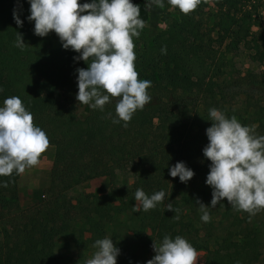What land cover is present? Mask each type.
I'll list each match as a JSON object with an SVG mask.
<instances>
[{
  "label": "trees",
  "instance_id": "obj_1",
  "mask_svg": "<svg viewBox=\"0 0 264 264\" xmlns=\"http://www.w3.org/2000/svg\"><path fill=\"white\" fill-rule=\"evenodd\" d=\"M23 1V0H21ZM217 35L203 22L204 0L191 13L178 9L166 19V29L149 39H134L135 68L139 79L152 82L151 103L138 110L127 127L113 123L116 98L103 111L80 105L77 69L88 64L76 60L79 53L65 50L55 32L47 37L34 34L27 0L17 8L23 27L13 18V9H0V105L18 96L44 130L54 147L52 196L31 209L19 205V178L0 177V264H82L96 239L105 236L121 250L117 264H146L142 254L155 255L154 240L164 235L186 238L198 251L208 254L205 264H262L264 258V210L249 219V213L231 208L226 198L209 207L210 221L201 220L197 200L210 206L212 188L206 184L211 161L203 155L209 143V109L217 108L243 125H257L264 135V107L239 103L235 86L239 73L233 52L235 36L245 26L239 17L242 0H215ZM81 3L91 0H80ZM141 8L146 23L150 9L146 0H132ZM18 32L27 46H15ZM166 47V54L161 49ZM62 93L54 103L47 101ZM111 114V115H109ZM184 162L195 175L187 183L169 174L171 166ZM169 166V167H168ZM108 176L112 204L98 195H71L80 184ZM124 179H132L123 184ZM142 188L149 196L164 190V202L148 212H135L134 193ZM179 209V219H172ZM128 215L124 231L110 226ZM152 235L148 236L147 230ZM63 237L75 251L61 261L49 237ZM69 238V239H68Z\"/></svg>",
  "mask_w": 264,
  "mask_h": 264
},
{
  "label": "clouds",
  "instance_id": "obj_2",
  "mask_svg": "<svg viewBox=\"0 0 264 264\" xmlns=\"http://www.w3.org/2000/svg\"><path fill=\"white\" fill-rule=\"evenodd\" d=\"M29 22H34V34L47 37L55 32L65 50L79 55L76 60L88 64L77 69L80 105L104 110L116 98L113 123L127 127L134 114L152 101L148 89L152 82L139 79L135 68L134 39L139 38L146 26L141 8L132 0H28ZM170 9L187 15L197 8L200 0H166ZM153 5L163 8L165 0H146L145 10ZM22 8V5H18ZM15 23L23 27L17 9L13 11ZM15 46L23 50L27 44L18 32ZM166 54V47L161 49ZM4 91L0 87V93ZM111 115V114H109ZM211 126L206 129L209 143L203 149L204 157L211 161L206 184L212 188L210 206L197 200L201 220L209 222V207L215 208L226 198L231 208L249 213V219L264 210V135H256L257 125H243L235 116L228 117L217 108L209 109ZM50 141L44 130L34 123L33 114L18 96H9L0 105V177L23 174L38 166L49 149ZM169 167V166H168ZM171 177H179L187 184L195 172L184 162L170 167ZM2 187H7L4 182ZM164 190L150 196L142 188L134 193L133 209L139 213L155 209L164 202ZM174 211L172 219H179V209L167 203ZM96 249L86 264H117L121 250L113 239H96ZM155 255L146 264H198V252L184 237L164 235L153 244Z\"/></svg>",
  "mask_w": 264,
  "mask_h": 264
},
{
  "label": "rangeland",
  "instance_id": "obj_3",
  "mask_svg": "<svg viewBox=\"0 0 264 264\" xmlns=\"http://www.w3.org/2000/svg\"><path fill=\"white\" fill-rule=\"evenodd\" d=\"M202 19L208 31L213 36L217 35L216 15L220 10V3L215 0H204ZM26 0H0V9L19 8ZM241 12L238 16L245 18L246 24L236 34L235 41L238 49L233 52L237 71L239 73L238 82L235 86L239 93V103L243 102V107L251 108L260 104L264 107V0H242ZM150 9V18L146 23L141 34H145L151 39L166 29V19L173 15L175 9H170L165 0L163 8L153 5ZM27 10L30 15V4L27 0ZM62 93L47 102L52 104L58 98H62ZM54 166V147L49 149L41 157L38 166L27 169L19 178V205L22 209H31L41 201L48 200L52 196V170ZM132 179H124L123 184H129ZM80 193L98 195L104 203L112 204L111 182L108 176H100L90 179L80 184L71 195L77 197ZM128 215L123 214L117 218L115 223L110 226V235L113 230L124 231L128 227ZM148 236L152 235L151 229L147 230ZM69 239V238H68ZM50 244L58 253L62 262L66 263L74 256L72 243L63 237L52 235L49 237ZM153 242L150 243L153 246ZM95 248L90 249L86 254V260L91 258ZM134 250L141 255L144 263L149 260V254L141 252V248L135 247ZM208 254L205 251H198V264H205ZM86 260L82 264H86ZM264 264V258L262 259Z\"/></svg>",
  "mask_w": 264,
  "mask_h": 264
}]
</instances>
